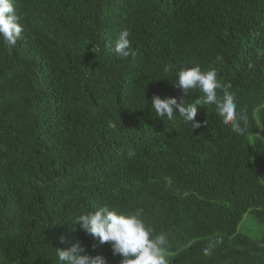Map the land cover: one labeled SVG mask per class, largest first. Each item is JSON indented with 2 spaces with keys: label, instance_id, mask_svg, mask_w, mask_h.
Here are the masks:
<instances>
[{
  "label": "trees",
  "instance_id": "1",
  "mask_svg": "<svg viewBox=\"0 0 264 264\" xmlns=\"http://www.w3.org/2000/svg\"><path fill=\"white\" fill-rule=\"evenodd\" d=\"M12 3L23 32L11 52L0 38V264H60L56 248L76 241L120 264L71 221L104 206L166 233L168 264H264V235L239 231L247 213L264 225V0ZM194 65L216 69L244 135L215 105H197L193 130L178 109L155 115L154 95L202 99L173 84Z\"/></svg>",
  "mask_w": 264,
  "mask_h": 264
},
{
  "label": "clouds",
  "instance_id": "2",
  "mask_svg": "<svg viewBox=\"0 0 264 264\" xmlns=\"http://www.w3.org/2000/svg\"><path fill=\"white\" fill-rule=\"evenodd\" d=\"M22 32L23 26L12 0H0V38L9 52L17 46ZM129 37V30H121L115 43V52L119 58L126 59L135 55ZM172 71L173 66H166L165 77ZM175 75L177 79L173 84L181 88L185 96L190 90H199L203 97L195 103H186L184 99L178 103L175 97L161 98L154 95L151 107L157 117H167L171 120L174 109H178L180 116L191 124L193 130L201 126V122L196 120L197 105H215L216 113L224 125H231V130L237 135L245 134L248 119L244 115H238L237 102L232 94L225 92L222 97L218 96L219 84L215 68L202 70L199 65L182 67ZM71 221L98 239L101 244L110 242L113 254L122 257L120 264H168L167 234H154L153 229L146 225L140 210L125 213L104 206L81 212ZM210 247L203 250L205 255L210 254ZM56 255L60 264H106L104 257L86 254L79 241L66 249L56 248Z\"/></svg>",
  "mask_w": 264,
  "mask_h": 264
},
{
  "label": "rangeland",
  "instance_id": "3",
  "mask_svg": "<svg viewBox=\"0 0 264 264\" xmlns=\"http://www.w3.org/2000/svg\"><path fill=\"white\" fill-rule=\"evenodd\" d=\"M239 231L258 240L264 235V225L251 213H247L240 224Z\"/></svg>",
  "mask_w": 264,
  "mask_h": 264
}]
</instances>
